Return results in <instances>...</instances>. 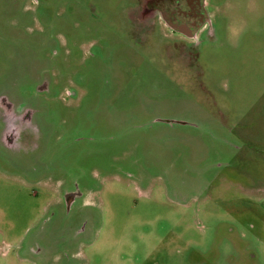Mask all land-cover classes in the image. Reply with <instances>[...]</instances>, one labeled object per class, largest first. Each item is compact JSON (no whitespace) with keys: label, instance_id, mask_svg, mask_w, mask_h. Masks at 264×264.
<instances>
[{"label":"rangeland","instance_id":"1","mask_svg":"<svg viewBox=\"0 0 264 264\" xmlns=\"http://www.w3.org/2000/svg\"><path fill=\"white\" fill-rule=\"evenodd\" d=\"M158 2L0 0V264H264V0Z\"/></svg>","mask_w":264,"mask_h":264},{"label":"flooded vegetation","instance_id":"2","mask_svg":"<svg viewBox=\"0 0 264 264\" xmlns=\"http://www.w3.org/2000/svg\"><path fill=\"white\" fill-rule=\"evenodd\" d=\"M163 1L158 2V8L156 7L154 12H158L164 24L180 36L191 38L196 34L199 26L204 24V19L207 20L203 0H165L167 4ZM163 7L165 11L161 9ZM0 102L7 121V139L18 142L26 131V117L15 114L6 98L3 97Z\"/></svg>","mask_w":264,"mask_h":264}]
</instances>
